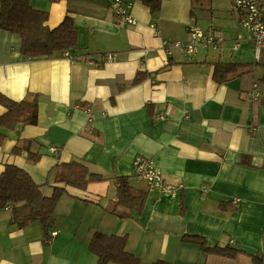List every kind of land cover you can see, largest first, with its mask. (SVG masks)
<instances>
[{"label": "crops", "instance_id": "crops-1", "mask_svg": "<svg viewBox=\"0 0 264 264\" xmlns=\"http://www.w3.org/2000/svg\"><path fill=\"white\" fill-rule=\"evenodd\" d=\"M131 1L134 25H117L109 0H29L48 13L49 27L66 15L73 18L78 31L73 62L65 52L26 59L19 35L0 29V92L15 101L29 94L38 99L35 124L0 126V174L6 164L20 167L47 197L64 186L58 163L76 161L104 177L82 190L64 186L48 244L39 222L18 228L11 208L0 210V264H97L87 248L95 232L126 236L125 251L141 264H255L250 255L263 249L264 46L256 57L230 0H161L155 11ZM190 25L218 31L221 48L200 49L189 60L178 50L166 56L161 41L187 40ZM238 37L243 40L233 51ZM106 53L114 59L103 60ZM216 62L237 63L225 82L212 79ZM139 73L145 78L133 83ZM4 112L0 105V115ZM24 140L30 153L40 154L37 161L27 150L11 152ZM137 156L154 161L178 189L175 197L149 192L145 181L134 178ZM243 156L250 166L240 163ZM114 176H128L132 186L147 191L140 212L119 218L107 210L116 201ZM225 202L236 209L221 211ZM184 235L242 253L209 254Z\"/></svg>", "mask_w": 264, "mask_h": 264}, {"label": "trees", "instance_id": "trees-1", "mask_svg": "<svg viewBox=\"0 0 264 264\" xmlns=\"http://www.w3.org/2000/svg\"><path fill=\"white\" fill-rule=\"evenodd\" d=\"M150 6L152 11L158 10L161 0H141ZM48 13L31 7L29 0H1L0 1V29L17 33L20 37V53L26 59L52 58L64 52L72 53L78 45V31L70 15L64 16L58 25H47ZM74 61L78 57L72 55ZM86 60L85 58L83 61ZM237 63L216 62L212 79L217 83L225 82L229 75L235 71ZM145 75L137 74L133 83L142 81ZM37 95L29 96L21 101H15L0 92V105L5 112L0 115V126L14 128L17 124H35L37 121ZM4 136L0 135V144ZM23 141L21 146L15 145L11 152L20 154L27 150L28 158L35 162L40 154H32ZM247 157H241L240 163L250 166ZM57 178L64 186L76 189H85L88 183L104 180L97 173L89 172L88 168L79 162L72 161L58 163ZM128 176H114L111 181L115 186L116 201L107 210L119 218H128L133 210L140 212L147 199V191L132 186ZM54 187L51 196H45L41 186L36 184L29 174L20 167L6 164L0 174V210L11 208V222L18 228L30 223L39 222L42 230V242L48 244L52 240L51 228L53 215L57 203L66 193L65 187ZM221 211H234L236 206L231 203H220ZM181 212L184 205L181 204ZM183 239L197 243L209 253L234 258L241 250L232 246H208L205 239L196 235H184ZM126 236L105 235L93 233L87 248L97 257V264H141L140 260L125 251ZM255 264L264 263V237L263 249L259 254H251ZM152 264H169L157 261Z\"/></svg>", "mask_w": 264, "mask_h": 264}, {"label": "built area", "instance_id": "built-area-1", "mask_svg": "<svg viewBox=\"0 0 264 264\" xmlns=\"http://www.w3.org/2000/svg\"><path fill=\"white\" fill-rule=\"evenodd\" d=\"M110 9L117 25H134L137 20L131 12L133 2L131 0H109ZM232 5L241 13L240 24L246 32V39L254 44V52L258 57L261 48L264 46V0H230ZM150 27L154 30L155 35H159V31L155 28V24L151 23ZM188 39L161 41L162 50L166 56H171L174 51L178 50L186 59L195 57L200 49H220L224 43L220 33L215 30H203L196 25H190L187 29ZM243 37H238L231 43V49L236 51ZM64 55L70 61H74L72 56L65 52ZM115 57L112 53L103 54L105 61L113 60ZM252 98H259L260 94L257 83L253 84L251 90ZM89 119L94 114L89 108H86ZM133 176L137 180L145 181L149 192L158 195H167L175 197L177 188L166 182L162 176L160 168L155 165L154 161L149 158L137 156L133 160Z\"/></svg>", "mask_w": 264, "mask_h": 264}, {"label": "rangeland", "instance_id": "rangeland-1", "mask_svg": "<svg viewBox=\"0 0 264 264\" xmlns=\"http://www.w3.org/2000/svg\"><path fill=\"white\" fill-rule=\"evenodd\" d=\"M134 2V1H133ZM205 13H206V17H209V10H207V11H205ZM206 20V19H205ZM208 20V19H207ZM241 32L243 33L244 31L242 30V28H241ZM245 34V33H244Z\"/></svg>", "mask_w": 264, "mask_h": 264}]
</instances>
